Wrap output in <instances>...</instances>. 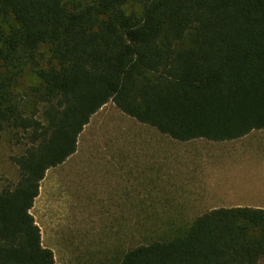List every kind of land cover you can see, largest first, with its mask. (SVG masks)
Masks as SVG:
<instances>
[{"label":"trees","instance_id":"obj_1","mask_svg":"<svg viewBox=\"0 0 264 264\" xmlns=\"http://www.w3.org/2000/svg\"><path fill=\"white\" fill-rule=\"evenodd\" d=\"M109 102L181 142L264 129V0H0V129L26 142L0 190V264H57L31 210ZM112 264H264V210L207 211Z\"/></svg>","mask_w":264,"mask_h":264},{"label":"rangeland","instance_id":"obj_2","mask_svg":"<svg viewBox=\"0 0 264 264\" xmlns=\"http://www.w3.org/2000/svg\"><path fill=\"white\" fill-rule=\"evenodd\" d=\"M36 83L26 76L19 93ZM237 147L264 154V130L233 142H181L109 102L85 126L76 153L40 185L31 213L42 243L57 264H112L131 248L168 239L215 205V159ZM25 149L23 133L0 129V190L17 179L12 158Z\"/></svg>","mask_w":264,"mask_h":264},{"label":"crops","instance_id":"obj_3","mask_svg":"<svg viewBox=\"0 0 264 264\" xmlns=\"http://www.w3.org/2000/svg\"><path fill=\"white\" fill-rule=\"evenodd\" d=\"M244 137L218 142H233ZM217 142V141H213ZM264 154L260 151L237 147L233 154L218 157L212 167L211 196L214 209L250 208L264 210Z\"/></svg>","mask_w":264,"mask_h":264}]
</instances>
